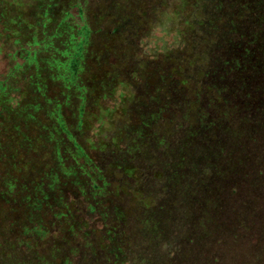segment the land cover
<instances>
[{"label": "rangeland", "instance_id": "374dc122", "mask_svg": "<svg viewBox=\"0 0 264 264\" xmlns=\"http://www.w3.org/2000/svg\"><path fill=\"white\" fill-rule=\"evenodd\" d=\"M26 1L27 10L37 8ZM13 2L0 0V12ZM82 4L93 31L74 82L66 78L70 32L62 44L40 36L36 54L0 35V87L7 94L0 101V264H264V96L258 89L264 79L257 75L254 91L243 74L248 67L260 71L261 60L264 66V0ZM93 11L105 23L90 21ZM77 13L74 25L81 22ZM84 85L97 87L86 90L85 109L93 110L98 97L115 117L103 123L89 117L79 141L113 179L98 183L95 200L91 186L86 195L74 187L77 200L68 193V209L79 216L72 234L65 230L70 215L53 219L59 209L49 202L41 213L48 226L38 237L8 207L23 205L31 183L44 179L40 167L52 163L44 161L51 148L47 114L69 96L62 112L72 127L75 95ZM249 92L260 109L251 124L234 109ZM223 94L233 105H221ZM12 127L21 138L15 152ZM30 139L39 143L32 147ZM63 144L70 148V140ZM16 225L30 248L14 246Z\"/></svg>", "mask_w": 264, "mask_h": 264}, {"label": "trees", "instance_id": "16d2710c", "mask_svg": "<svg viewBox=\"0 0 264 264\" xmlns=\"http://www.w3.org/2000/svg\"><path fill=\"white\" fill-rule=\"evenodd\" d=\"M13 1L14 4L9 5L8 9L5 8L4 13L0 12V26L3 28V30H0V35L3 32L9 41L13 40L16 45H23L24 47H27V51H31V49H34V53L36 54L38 48H40L41 46V44L39 43L40 36L44 37V42H46V39H48V43L54 44L57 43L58 40V42L60 41L62 44V37L70 32L72 34L71 42L73 45V49L72 53L69 52L71 54V57L67 63L68 75L66 76V78L69 81L74 82V78H76L77 76L75 68L78 65V61L83 58L85 48L90 44L89 38L93 31L90 23L87 21L90 16V11L88 12V8L85 11V9L82 7V2L85 0H35V7L37 8L33 7L35 9L34 11L26 9V7L28 6L26 0ZM10 6L15 7V12L12 10L13 8H10ZM46 7L48 8L46 9ZM75 9H78L77 17L81 20V22L80 24L74 25L72 23V19L74 18L73 11ZM99 17L101 18L100 21ZM102 18L103 17L99 14V12L96 13L95 11H93L91 13L90 21L95 22L96 20H98L100 23H105L104 18ZM50 29L52 31L50 32V37H48ZM52 36L56 38L53 41L50 40ZM28 53L30 52H27V54ZM261 64L263 65L262 60ZM261 64L258 65V67L261 66L260 71L255 67H248L246 68V71L243 72V74L246 75L244 79L247 80V82L250 84V88L254 87V91H257L255 86L257 75L260 76L261 73L264 79V66H262ZM214 69L215 68L213 67V70ZM216 73L217 70H214V76L216 75ZM223 81H225L224 78L221 80V82ZM240 82L241 79H236V83H238V86H240ZM99 86L101 87L102 84H100ZM89 89L93 90L94 92L97 87L92 85V87ZM89 89L86 88L85 85L84 88L79 87V91L81 94L77 93L75 95V99L77 100L78 105L77 111L71 112L73 120L72 127L68 126L66 117L62 112L64 107H67L69 96L66 97L67 99L65 103L58 102L59 104H56V108L54 110L55 114H51V117H49V115L47 114L45 118L47 119V125L44 128V131L48 132V140L51 143V148L44 161H49V159H52V163L47 162L44 167H40L41 169L39 173H44V179H41L40 177L39 181H37L36 184L31 183L30 187L27 189V195L22 200L24 204L19 205V207H16L15 205L8 207L11 213L19 212L20 216H25L23 225L25 223H29L30 228L28 231L30 233H36L38 237L44 234L42 231L46 230V227L48 226V224L44 223V221L42 220L41 213L43 209L47 210L48 207L51 206V204L54 205V209H59V212L55 211L53 219L55 218L58 221H61L62 218H66L68 217V215H70L71 220L69 222H66L67 227L65 228V230H69V233L71 232V234L76 232L78 229V219L74 218H79V216L78 214H71L70 210L68 209L69 205L67 204V202L71 198L72 200H77L76 195L72 194V189L75 187L76 189H79L84 195H86V190H88L91 186L89 194L92 196V200H95L100 195L98 193L102 188V186H100L98 183L101 182L102 185L109 186L111 184L110 180L113 179L110 175L108 176V178H106L102 174V169L94 163L92 156H90V154L86 152L85 148L79 141L81 139L82 128L90 127L91 121L89 117L95 118V120L99 123H103L104 118L112 120L115 117L114 113L111 110H105L103 107H100V99L98 97H96L97 100L93 103V110L85 109V92ZM258 89L262 91V95L264 96V83L261 84ZM5 93L6 89L1 86L0 101L4 100L2 97H4L5 100L7 99V94ZM251 93L252 92H249L248 95H245V99L235 100L236 104L234 106V109H236L242 123L247 122L251 124L255 121L257 112L260 111V109L254 108L252 106L253 103L257 101V99H250ZM14 101L15 100L13 99H9L7 102L13 104ZM220 103L224 108L230 103L231 105H233L232 101H225L224 94L220 97ZM242 103L246 106L244 108L245 114L241 110H239V107ZM261 104L262 109L264 110V101H262ZM96 108L97 110L99 109L101 111L99 114L97 111H95ZM13 112L15 113L16 111ZM17 117L20 116L17 115ZM26 118H28V122L35 121L34 116L32 115H27L24 119L26 120ZM228 125H231V121H226L224 123L225 127ZM10 132L12 135V147L14 151L15 147L19 148V141L21 138H18L17 135H19V132L13 127ZM65 139L68 141L70 140V148H64L65 144H63V141H65ZM30 140L31 142L29 143L32 147H34L33 143H39L38 140ZM35 149L37 150V147ZM62 149L65 151L63 152ZM13 167L15 168V166ZM123 167V165H119L116 163V168L118 171L124 172L125 168ZM32 169L34 170L33 167ZM237 191L238 190L236 187L232 188L233 194H236ZM68 193L71 194V198H68ZM6 207L7 206L3 207L5 211ZM64 210L67 212H65ZM17 218L18 217H16L15 219ZM14 227H17V229L14 230L16 233L14 246L17 248L21 245L22 247L24 246V248H30L31 246L28 245V242L26 243V245H24V228L17 225ZM18 229H20L19 232ZM67 238H70V236H68ZM29 244H31V241L29 242Z\"/></svg>", "mask_w": 264, "mask_h": 264}]
</instances>
